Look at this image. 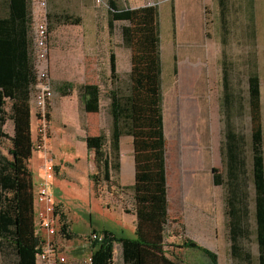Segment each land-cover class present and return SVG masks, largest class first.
<instances>
[{"label":"rangeland","instance_id":"374dc122","mask_svg":"<svg viewBox=\"0 0 264 264\" xmlns=\"http://www.w3.org/2000/svg\"><path fill=\"white\" fill-rule=\"evenodd\" d=\"M56 1L59 9L49 12L50 77L54 98L45 111L33 106V93L30 98L35 143L30 163L34 172L41 170L42 173L37 188L45 183L49 166L54 177L58 172H68L65 183L61 178L55 180L59 185L55 194L70 208L76 234L85 232L90 224L103 222L121 235V228L131 226V230L136 226L125 219L136 207L137 211L141 209L153 216L156 222L161 220L160 243L155 247L159 250L157 264H172L174 249L182 264H202L199 252L173 246L183 243L185 238L217 253L218 264H234L227 188L225 184H214V173H224L225 169L221 152L225 131L221 110L223 50L218 47L219 42L210 41L204 49L197 47L198 41L185 49L176 40L171 42L160 20H137L132 24L147 77L141 144L135 151L132 138L122 140L120 161L123 157L129 161L130 174L121 179L120 170H112V180L120 182L121 188L103 181L95 191L91 182L89 192L86 178L95 172L94 153L84 151L82 159L78 162L72 159L73 165L69 166L64 160L69 158L66 154H72L70 149L81 151L85 135L103 133L107 146L110 144L113 129L110 92L129 85L130 51L122 39V27L127 24L115 22L110 28V0L99 7L94 0ZM3 2L1 0L0 7ZM158 7L145 1L140 9L143 13L157 12ZM64 15L71 16L72 23L81 21L79 25H61L56 19ZM231 39L225 46L226 58L234 64L233 84L244 100L243 116L235 120V125L245 133L247 140L250 230L243 239V247L253 256L251 264H264V37L258 34L256 39H251L249 36L247 42L239 34ZM184 49L185 54L178 53ZM111 53H116L119 59L117 78L109 73ZM253 57L258 63L257 82L249 80ZM86 83L98 85L101 90V109L97 114L84 112L79 101V87ZM67 85L70 95L63 96L61 90L67 91ZM5 109L11 112L10 102ZM160 109L164 117L162 132L158 127ZM12 129L13 123L8 120L4 131L12 135ZM9 144L10 140L3 144L5 151ZM51 146L55 153L64 154L63 160L53 156ZM83 147L86 149V144ZM66 215L70 225V214ZM40 217L36 212L37 224ZM89 232L74 240L57 235L66 264H90ZM39 234L42 240L47 239L43 229H39ZM112 244L114 256L110 264H120L124 243L115 238ZM131 261L134 263V258ZM152 264H156L154 259Z\"/></svg>","mask_w":264,"mask_h":264},{"label":"trees","instance_id":"16d2710c","mask_svg":"<svg viewBox=\"0 0 264 264\" xmlns=\"http://www.w3.org/2000/svg\"><path fill=\"white\" fill-rule=\"evenodd\" d=\"M30 0H10L0 11V264H37L36 255L42 245V237L35 227V198L33 173L29 167V160L34 153L32 138V108L30 98L33 87L37 82L32 58V16ZM109 26L117 21H132L133 13L118 11L113 7ZM56 21L64 24L72 23V17L57 16ZM223 30H226L223 27ZM249 36L256 39L255 32L249 28ZM123 41L125 46L133 50V69L130 74V83L125 88H116L110 92V114L113 129L110 144L107 146L105 134L87 135L85 140L87 149L94 153L95 172L90 175L95 191L101 182L120 186L112 180V170L120 168V147L123 136H132L135 151H138L141 142L142 117L145 101V72L142 66L137 43L131 28L123 27ZM223 54L221 56L223 98L221 104L224 117V139L222 155L225 162L224 173H214V184H225L227 188V209L229 233L232 240L231 253L235 257L234 264H251L252 254L244 249L243 239L249 233L247 191L248 162L246 156V136L235 125V120L242 117L244 100L235 89L236 69L228 61L225 53L227 40L221 42ZM111 76L116 77V62L111 55ZM252 68L249 80L258 81V63L253 57L250 63ZM63 96L70 95V86L62 91ZM79 101L86 113L100 112L101 90L98 85L86 83L79 87ZM10 102L11 112L6 111V104ZM162 99L160 101V104ZM48 117V115H47ZM158 127L164 129L162 109L158 114ZM8 120L14 124L13 135L4 131ZM159 132V133H160ZM10 140L11 144L4 151L3 144ZM61 204H57L56 213L60 215L61 238L75 239L78 234L69 227L66 213ZM143 212H139V216ZM103 239L91 242L90 264H110L113 256L115 237L108 230H96ZM134 241L129 242L131 246ZM175 248L192 249L202 256V264H218V255L211 249L199 245L191 238H185L183 243L173 244ZM171 263L182 264L181 257L175 251L171 252Z\"/></svg>","mask_w":264,"mask_h":264},{"label":"crops","instance_id":"0c3cea01","mask_svg":"<svg viewBox=\"0 0 264 264\" xmlns=\"http://www.w3.org/2000/svg\"><path fill=\"white\" fill-rule=\"evenodd\" d=\"M145 1L148 0H110L111 3L109 9L110 18H111V13L114 12L112 11L113 7H115V9H117L118 11L121 10V11L133 13L132 21L122 20L124 21V23L127 24V26L125 27L123 26L124 28L132 29V24L137 22V20L140 21L147 20L150 22L160 20L162 29L163 31H165L166 36L171 39V42L176 40V42L185 49L192 47V45L194 44L196 45L198 41H200V43L197 47L200 48H204L205 44H207L210 41L219 42L218 47L221 48L222 47L221 42L223 40L231 41L233 35H239V34H241L248 42L249 28L253 29L256 38L258 34H261L262 37H264V0H153L156 3V5L159 6L158 11L156 12L154 10H151L146 13H143V11L140 9V6L142 7ZM6 3L8 5L10 3V0H4V2L2 3L3 4L2 7ZM117 3H124L126 6L118 7ZM56 4H57L56 0H49L48 11L50 13L51 10H54L55 13L56 9H59V7L56 6ZM2 7H0V11ZM114 23L112 26H114ZM123 27H122V36H123ZM223 27H225L226 30H223ZM132 32L136 42V34L134 33L133 29ZM127 49L130 51V54L128 56L129 64H130V69L128 72V80L130 83V74L133 69V63H132L133 50L129 47H127ZM185 49L184 51L182 50L181 52L178 53L185 54L186 53ZM111 55H114L116 67L118 69L119 67L118 55L116 53L115 54L111 53L110 58ZM141 62L143 68L146 70V67L144 66L142 60ZM49 65L51 67L50 56H49ZM50 67H49V71H50ZM110 69H111V60H110ZM110 69H109V73L111 74ZM117 69H116V77H118ZM145 81L147 82L146 75H145ZM13 129H14V124H13ZM88 135L91 136L90 134ZM93 135H98V134H93ZM86 136L87 135H85L84 138L82 139L81 151L70 149L72 154H70L69 152H68L69 154H66L67 155L66 157H69L64 160V163L67 166L73 165L72 159L76 160L77 162L80 161L83 157L82 155H84V151L90 152L87 149V147L86 149L85 147H83L85 146V144L87 146L85 140ZM124 137L132 138L134 144V140L132 136H123L121 139V146H123L122 140ZM51 149L53 151V156L55 158H57L58 160L64 159L63 158L64 154L55 153L54 152L55 150L52 148V146ZM77 151L78 153H75ZM29 167L33 173L32 176L34 183L33 194L35 198V194L38 190L37 187L40 184L39 181L42 176V173L41 170H39L38 172L36 171L37 172L36 175V172H34L30 160H29ZM119 170L121 173V179L122 176L126 178L127 175L130 174L129 161L124 160V157L120 161ZM75 174L78 175L80 174V172H75ZM67 177H68L67 171L58 172L56 174V176L52 181V194L54 196V199L56 200V203L61 204V206H63L62 209L64 210V212L70 214L71 224L69 226L71 231L73 233H76L74 227L72 226L73 219L71 217L70 208L62 201L61 198L56 197L57 195L55 194L57 193L56 189L58 190L59 188L58 187L59 185L57 183L58 180L57 181L55 180L61 178V180L65 183ZM86 179H88L87 182L90 192L91 180L89 176H87ZM76 180L77 177H75L74 181ZM121 187L122 186L120 185L119 188ZM38 206L39 205L35 203V212ZM139 212H143L141 216H139ZM128 214H129L128 218L125 219H127V221L132 222V225L134 222L136 226L131 230H130L131 226L127 228L126 227L121 228L120 229L121 235H118L116 229L113 228L111 225L103 222H101L99 225L90 224L88 227L86 226L85 227L86 230H84L85 232L83 233L85 234L88 230L91 232L93 229L96 230L102 229V230L110 231L113 235L115 234L118 235L119 238L115 236L114 237L120 240L122 243H124L123 253L120 251V256H121L120 264H127V263L147 264L148 262L152 264L153 259L156 261L157 264V260L159 259V250L158 248L155 247L160 243L159 241L160 234L158 232L161 227V220L159 219L158 222H156L153 216H150L141 209L137 211L136 207L133 210H131ZM83 233L81 232L78 233V237L80 235H83ZM130 241H134L135 243L129 246ZM131 258H134V263L131 261Z\"/></svg>","mask_w":264,"mask_h":264},{"label":"built area","instance_id":"2783aa9c","mask_svg":"<svg viewBox=\"0 0 264 264\" xmlns=\"http://www.w3.org/2000/svg\"><path fill=\"white\" fill-rule=\"evenodd\" d=\"M96 6L104 5L106 0H94ZM49 0H30L32 16V58L37 82L33 87L32 103L39 110L45 111L54 98L52 80L49 71L50 44V16L48 11ZM148 5L154 6L153 0H148ZM52 167L47 168L45 183L40 185L35 194V203L42 206V210L37 208L39 223H35L36 232L39 229L46 232L47 239L42 240V245L36 255L37 264H66V258L57 239L60 232V215L56 213V201L52 194ZM35 212V216H36ZM46 214V215H45ZM39 236H41L39 234ZM103 239L101 233L92 232L89 235V242Z\"/></svg>","mask_w":264,"mask_h":264}]
</instances>
